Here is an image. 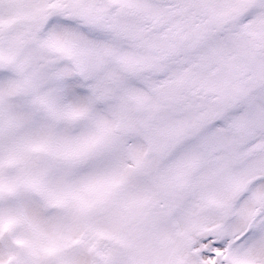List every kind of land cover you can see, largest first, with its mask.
I'll return each instance as SVG.
<instances>
[{
    "label": "snow or ice",
    "instance_id": "1",
    "mask_svg": "<svg viewBox=\"0 0 264 264\" xmlns=\"http://www.w3.org/2000/svg\"><path fill=\"white\" fill-rule=\"evenodd\" d=\"M0 264H264V0H0Z\"/></svg>",
    "mask_w": 264,
    "mask_h": 264
}]
</instances>
